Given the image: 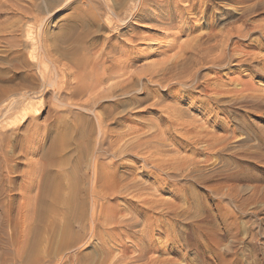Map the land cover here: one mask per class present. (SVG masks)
Masks as SVG:
<instances>
[{
  "label": "rangeland",
  "instance_id": "1",
  "mask_svg": "<svg viewBox=\"0 0 264 264\" xmlns=\"http://www.w3.org/2000/svg\"><path fill=\"white\" fill-rule=\"evenodd\" d=\"M52 1L0 0V106L26 96L24 103L0 113V133L20 134L18 138L28 141L38 129L40 135L32 142L35 147L40 143L43 154L54 126L74 125L85 118L94 122L102 116L109 129L101 146L106 166L118 162V157L120 163L131 164L135 151L142 150L159 167L153 169L139 155L135 175L126 177L142 188L109 192L115 196L111 200L108 196L106 207L112 209L110 215L115 213V220L102 219L96 238L90 230L93 223L86 220L83 231L67 240L68 224L60 209L59 217L49 215L40 257H34L32 239L29 258L22 264H169L173 258L170 264H264V145L256 139L264 135V0ZM101 72L107 76L96 88ZM145 91L150 101L143 100ZM167 111L174 115L173 121ZM4 123L9 124L6 130L1 128ZM119 133L125 138L121 142L112 138ZM114 139L117 144L112 148ZM140 140L142 149H132ZM116 148L129 152L115 157ZM29 158L33 166L45 165L40 154ZM20 169L29 170L26 165ZM149 170L157 174L145 177ZM143 188L146 191L141 192ZM27 196L30 200L35 192ZM146 197L152 204L145 205L141 199ZM139 209H149V217L139 216ZM49 221L55 222L52 227ZM132 221L140 225L131 229L119 224ZM10 250L0 251V256L7 257V264H20L14 260L16 249Z\"/></svg>",
  "mask_w": 264,
  "mask_h": 264
},
{
  "label": "bare ground",
  "instance_id": "2",
  "mask_svg": "<svg viewBox=\"0 0 264 264\" xmlns=\"http://www.w3.org/2000/svg\"><path fill=\"white\" fill-rule=\"evenodd\" d=\"M52 1V0H51ZM123 1V0H120ZM119 1V2H120ZM126 1V0H125ZM130 0H127V3L129 4ZM140 1V0H139ZM143 1V0H142ZM146 1V0H145ZM194 1V0H193ZM201 1V0H200ZM53 2V1H52ZM106 2V1H105ZM112 2V1H111ZM133 3V1H131ZM137 2L134 0V3ZM110 3V2H109ZM124 2H122L123 4ZM133 3V4H134ZM166 3V2H165ZM193 3V2H192ZM116 4V2H115ZM114 4V5H115ZM122 4H121V8H122ZM133 4H131L133 7H135L134 9H136V5L134 6ZM170 4V3H169ZM174 4V3H173ZM139 5V4H138ZM142 5V4H140ZM162 5V4H160ZM178 5V4H177ZM191 5V3H190ZM200 5V4H199ZM120 6V5H119ZM128 6V5H127ZM130 6V5H129ZM181 6V4H180ZM111 8V6H109ZM189 6H187L188 8ZM206 7V6H205ZM114 8V7H113ZM116 8V6H115ZM125 10L123 12H127L126 10V6L123 7ZM130 8V7H129ZM140 8V7H139ZM138 8V9H139ZM178 8V7H177ZM180 8V7H179ZM186 8V9H187ZM191 8V7H190ZM111 10V9H110ZM132 12H134L133 9H131ZM189 10V9H188ZM191 10V9H190ZM189 10V11H190ZM197 10V9H196ZM201 10V8H200ZM185 11V10H184ZM199 11V10H198ZM90 12V11H89ZM95 12V11H94ZM129 12V10H128ZM171 12V11H170ZM121 13V12H120ZM139 13V12H138ZM142 13V12H141ZM179 13V12H178ZM117 14V12H116ZM148 14V13H147ZM113 15V14H112ZM125 15V14H124ZM130 15V14H129ZM132 16L135 15V13L131 14ZM130 15V16H131ZM129 16V18H130ZM145 16V15H144ZM119 17V16H118ZM137 17V16H136ZM184 17V16H183ZM110 18V16H109ZM108 18V20H109ZM120 18V17H119ZM122 18V17H121ZM182 18V17H181ZM133 19V18H132ZM139 19V18H138ZM146 19V18H145ZM183 19V18H182ZM120 20V19H119ZM123 20V19H122ZM130 20V19H129ZM140 20V19H139ZM144 20V19H143ZM142 20V21H143ZM99 21V20H98ZM111 21H112V17H111ZM108 22V23H111ZM118 21V20H117ZM121 21V20H120ZM123 22V21H122ZM106 24V23H105ZM124 24V23H122ZM111 25V24H110ZM115 26V25H114ZM113 26V27H114ZM111 27V26H110ZM115 28V27H114ZM122 28V27H120ZM102 29V28H101ZM119 29V28H118ZM180 29V28H179ZM116 31V30H115ZM253 31V30H252ZM128 32V31H127ZM243 32V31H242ZM118 33V32H117ZM120 33V32H119ZM190 33V32H189ZM234 33V32H233ZM121 34V33H120ZM119 36V35H118ZM239 36V35H238ZM115 38L117 37V34L115 36ZM191 38V37H190ZM172 39V38H171ZM232 38H230L231 40ZM108 40V39H107ZM118 41V40H117ZM125 42V41H124ZM131 42V41H130ZM133 42V41H132ZM232 42V41H231ZM115 43V42H114ZM94 44V43H93ZM116 44V43H115ZM132 44V43H131ZM123 45V44H122ZM94 46V45H93ZM109 46V45H108ZM124 46V45H123ZM223 46V45H222ZM250 46V45H249ZM129 47V46H127ZM134 47V46H133ZM227 47V46H226ZM115 48V47H114ZM124 48V47H123ZM116 49V48H115ZM122 49V48H121ZM127 49V48H126ZM183 49V48H182ZM117 50V49H116ZM227 50V49H226ZM238 49H236L237 51ZM115 51V50H114ZM121 51V50H120ZM126 51V50H125ZM128 51V50H127ZM223 51V50H221ZM235 51V49H234ZM242 51V50H241ZM240 51V52H241ZM124 52V51H123ZM182 52V51H181ZM106 53V52H105ZM219 53V52H218ZM238 53V52H237ZM245 53V52H244ZM121 54V53H120ZM252 54V53H251ZM106 55V54H105ZM104 55V56H105ZM102 56V55H101ZM117 57V56H116ZM115 57V58H116ZM100 58V56H99ZM133 58V57H132ZM131 58V59H132ZM98 59V58H97ZM118 60V59H117ZM104 61V60H103ZM107 61V60H106ZM232 61V60H231ZM125 65V62H127L126 60L123 61ZM221 62V61H220ZM244 62V61H243ZM96 63V62H95ZM94 63V64H95ZM98 63V62H97ZM129 63V62H128ZM247 63V62H246ZM101 64V62L99 63ZM103 64V63H102ZM116 64V62H115ZM204 64V63H203ZM121 65V63H120ZM127 65V64H126ZM132 65V64H131ZM118 66V65H117ZM129 66V65H128ZM94 67V66H93ZM108 67V66H106ZM116 67V66H115ZM122 67V66H121ZM131 67V66H130ZM209 67V66H208ZM224 67V66H223ZM102 70V67H100ZM221 68V67H220ZM94 69V68H93ZM104 69V68H103ZM110 69V68H109ZM115 69V68H114ZM122 69V68H121ZM164 69V68H163ZM95 70V69H94ZM117 70V69H116ZM115 70V71H116ZM124 70V69H123ZM219 70V69H218ZM221 70V69H220ZM78 71V70H77ZM98 71V68H97ZM126 71V70H125ZM166 71V70H165ZM103 72V71H102ZM100 73L101 75L103 73ZM105 72V71H104ZM109 72V71H108ZM107 72V73H108ZM122 72V71H121ZM124 72V71H123ZM106 73V72H105ZM104 73V74H105ZM110 73V72H109ZM108 73V74H109ZM115 73V72H114ZM200 73V72H199ZM112 74V73H111ZM122 74V73H121ZM126 74V73H125ZM99 75V74H98ZM100 75V76H101ZM113 75V74H112ZM116 75V74H114ZM123 75V74H122ZM99 76V77H100ZM103 77H100L99 79V83H97V85L95 86L96 88L99 87V84L104 85L105 82V75H102ZM109 77V75H108ZM122 77V76H119ZM117 77V78H119ZM148 77V76H147ZM107 78V77H106ZM110 78V77H109ZM108 78V79H109ZM198 78V77H197ZM113 79V78H112ZM209 79V78H207ZM82 80V79H81ZM135 80V78H134ZM148 80V79H147ZM205 81V80H204ZM81 82V81H80ZM95 82V81H94ZM97 82V81H96ZM152 83V82H151ZM211 83V82H210ZM207 84V83H206ZM147 85V82H146ZM159 85V84H158ZM202 85V84H201ZM214 85V84H213ZM76 86V85H75ZM93 86V90L95 89ZM150 86V85H149ZM166 86V85H165ZM207 86V85H206ZM218 86V85H216ZM80 87V86H79ZM86 87V85H85ZM148 87V86H147ZM191 87V86H190ZM208 87V86H207ZM210 87V86H209ZM215 87V86H214ZM82 88V87H81ZM87 88V87H86ZM226 88V87H225ZM76 89V88H75ZM121 89V88H119ZM172 89V88H171ZM236 89V88H235ZM145 90V89H144ZM213 90V89H212ZM83 91V90H82ZM95 91V90H94ZM105 91V89H104ZM103 91V92H104ZM139 91V90H137ZM148 91V90H147ZM153 91V90H152ZM160 91V90H159ZM79 91H77L78 93ZM113 92V91H112ZM126 92V91H124ZM136 92V91H134ZM146 92V91H145ZM149 92V91H148ZM154 92V91H153ZM215 92V91H214ZM213 92V93H214ZM84 93V91H83ZM88 93V92H87ZM93 93V92H92ZM123 93V91H122ZM147 93V92H146ZM146 93L144 94V99L143 100H148L150 101V98L148 97V93L146 95ZM196 93V92H195ZM203 93V92H202ZM236 93V92H235ZM253 93V92H252ZM91 94V93H90ZM95 94V93H94ZM114 94V93H113ZM143 94V93H142ZM207 94V93H206ZM217 94V93H216ZM93 95V94H91ZM97 94H95L93 97L96 98ZM110 94V97L111 98ZM121 96L124 97L123 94H120ZM127 95V94H126ZM149 95L152 96V94L150 93ZM234 95V94H233ZM241 95V94H240ZM98 96V95H97ZM109 96V95H108ZM114 96V95H113ZM112 96V97H113ZM128 96V95H127ZM161 96V95H160ZM189 96V95H188ZM99 98V97H98ZM148 98V99H147ZM207 98V97H206ZM224 98V97H223ZM26 99L25 95H20L17 97H14V99H12L11 101H7L4 104H2L0 106V113L3 112H7L11 109V106L13 104H18V103H24V100ZM103 99H107L106 97L104 98H100V100ZM142 99V98H141ZM212 99V98H211ZM112 100V99H111ZM115 100V99H114ZM128 100V98H127ZM140 100V99H139ZM159 100V99H158ZM157 100V101H158ZM213 100V99H212ZM210 100V102L212 101ZM236 100V99H235ZM156 101V100H155ZM113 103H115L114 101H112ZM136 102V101H134ZM133 102V103H134ZM207 102V101H206ZM216 102V101H215ZM220 102V101H219ZM240 102V101H239ZM130 103L129 104H133ZM138 103V102H137ZM141 103V102H140ZM177 103V102H176ZM192 103V102H191ZM200 103V102H199ZM212 103V102H211ZM119 103H116V105H118ZM127 104V103H126ZM255 104V103H254ZM112 105V104H111ZM123 105V104H122ZM141 105V104H139ZM212 105V104H211ZM243 105V104H242ZM104 106V105H103ZM143 106V105H142ZM195 106V105H194ZM111 107V106H110ZM118 107V106H117ZM116 107V108H117ZM154 107V106H153ZM157 107V106H156ZM119 108V107H118ZM117 108V109H118ZM169 108V107H168ZM208 108V107H207ZM206 108V109H207ZM212 108V107H211ZM232 108V107H231ZM255 108V107H254ZM109 109V108H108ZM170 109V108H169ZM172 109V108H171ZM170 109V111H172ZM264 109V108H263ZM104 110V109H103ZM160 110V109H159ZM174 110V108H173ZM176 110V109H175ZM174 110V111H175ZM185 110V109H184ZM209 110V109H208ZM211 110V109H210ZM253 110V109H252ZM165 111V110H163ZM168 112V111H167ZM173 112V111H172ZM216 112V111H215ZM219 112V111H218ZM113 113V112H112ZM163 113V112H162ZM212 113V111H211ZM209 113V114H211ZM99 114V113H98ZM114 114V113H113ZM168 114H170V112H168ZM167 114V115H168ZM175 114L177 115V113L175 112ZM181 114V112H180ZM208 114V113H207ZM27 115V114H26ZM25 115V116H26ZM97 116V115H96ZM133 116V115H132ZM164 116V115H163ZM162 116V118H163ZM166 116V115H165ZM164 116V117H165ZM172 116L169 120L173 121L174 115ZM178 116V115H177ZM114 117V116H113ZM167 117V116H166ZM218 117V115H217ZM26 118V117H24ZM121 118V117H120ZM187 118V117H186ZM209 118V117H208ZM261 118V117H260ZM23 119V118H22ZM115 120V118H113ZM126 119V118H125ZM128 119V118H127ZM131 119V118H130ZM181 119V118H180ZM112 120V119H111ZM110 120V121H111ZM123 120V119H122ZM129 120V119H128ZM150 120V119H149ZM20 121V120H19ZM25 121V120H24ZM109 121V120H108ZM117 121V120H116ZM158 121V120H157ZM164 121V119H163ZM175 121V120H174ZM178 121V119H177ZM21 122V121H20ZM115 122V121H114ZM123 122V121H121ZM159 122V121H158ZM157 122V123H158ZM169 122V121H168ZM112 123V122H111ZM166 123V122H165ZM170 123V122H169ZM168 123V124H169ZM173 123V122H172ZM192 123V122H191ZM118 124V123H117ZM116 124V125H117ZM119 124L120 121H119ZM118 124V125H119ZM127 122L124 124L126 125ZM136 125V124H135ZM149 125V124H148ZM159 126V123L157 124ZM175 125V124H174ZM197 125V124H196ZM7 126H9L8 123H4L2 125V129L6 130ZM120 126V125H119ZM129 126V125H127ZM153 126V125H152ZM172 126V125H171ZM176 126V125H175ZM189 126V125H188ZM186 125V127H188ZM191 126V125H190ZM199 126V125H198ZM120 126L119 128L121 129ZM126 127V126H125ZM131 127V126H130ZM146 127V126H145ZM179 127V126H178ZM182 127V126H181ZM180 127V128H181ZM185 128V126H183ZM195 127V126H194ZM117 128V129H119ZM128 128V127H127ZM133 128V127H132ZM136 128H140L136 127ZM153 129H156L154 127H151ZM160 127H158L159 129ZM165 128V127H164ZM162 128V130L164 129ZM177 128V127H176ZM190 128V127H189ZM210 128V127H209ZM130 129V128H128ZM134 129V128H133ZM145 130L144 127H141V130ZM150 129V128H149ZM153 129H150L153 131ZM188 129V128H187ZM192 129V128H191ZM191 129H188V131H190ZM228 129V128H227ZM240 129V128H239ZM111 130V129H110ZM121 130H124L123 128ZM119 130V132L121 131ZM131 130V129H130ZM136 130V129H135ZM149 130V131H150ZM161 130V128L159 129ZM166 130V129H164ZM175 130V129H174ZM177 130V129H176ZM182 130V128H181ZM201 130V129H200ZM251 130V129H250ZM118 132V130H116ZM114 130V132H116ZM127 130H125L126 132ZM147 131V130H146ZM145 131V132H146ZM173 131V130H172ZM204 131V130H203ZM239 131V130H238ZM134 132V131H132ZM136 132H138V130H136ZM143 132V131H142ZM141 132V133H142ZM144 132V133H145ZM151 132V133H152ZM157 132V131H156ZM159 132V131H158ZM162 132V131H161ZM168 132V131H167ZM175 132V131H174ZM179 132H182L179 130ZM184 132H187L184 130ZM193 132L190 131V133ZM198 132V131H197ZM228 132V131H227ZM232 132V131H231ZM109 133V129H108V125L105 121V119L102 116H97L93 122V120L89 119V118H85V120L82 119H78L76 120L75 124H65V123H60L57 126L53 127L52 130V135H51V142H50V146L48 149H46L43 154L41 153V147H40V143L38 144V146L35 147V141L37 136L40 135L39 130L36 129L34 131H32L31 133V138L27 141V139L25 138H18V136L20 134H18V136L13 137L12 135H9L7 133H0V251L2 253H4V251L8 252L11 251L10 248L12 249L13 247L16 249V254L14 255V260L20 264H22V262H24L26 260H28L29 258V254H28V246L30 245L29 243L32 241V239H34L33 241V250H34V257H40L41 255V251H42V237H43V232H44V228L46 225V220L47 217L51 214H54L55 217H59V209L61 212V216L62 218L67 222L68 224V228L65 231V238L67 240H69L71 237H74L75 235H77V233L79 231H83V229L85 228V225L83 224L84 221L89 220L91 223H93L91 226V232H93V237L96 238V228H103V224L101 222V220L105 219V223L107 222H112L113 220H115V213L113 212L114 216L110 215V211L112 210L110 207L109 210H107L108 208L106 207V201L108 196H109V192H113L114 194L118 192V190L121 188H125L130 190L131 188H136V185L138 184L137 181H128L126 176H133L134 172H135V163H137V158L139 157V155H143L144 153L142 152V149L140 148L142 145V141H137V143L134 145V147L132 149H136L139 148V151H135L134 153V158H132L134 161L133 163L131 162V164H125L124 163H120L119 159H121V157H118L117 161L113 164H110L108 166H106L104 160H106V152H102L103 148L101 147L103 145V143L106 140V137L108 136ZM129 133V130H128ZM127 133V135H128ZM164 133V132H163ZM160 133V134H163ZM229 133V132H228ZM252 133V132H250ZM111 134V133H110ZM131 134V132H130ZM133 134V133H132ZM135 134V133H134ZM137 134V133H136ZM135 134V135H136ZM138 134H140L138 132ZM155 134V133H154ZM157 134V133H156ZM176 134V133H175ZM95 135L101 137V140L96 139ZM113 135V134H112ZM141 135V134H140ZM144 135V134H143ZM159 135V134H158ZM253 134H251L252 136ZM257 135V134H256ZM110 136V135H109ZM123 133H119V134H115V136H112L116 138L117 141H120V139H125L122 138ZM153 136V135H151ZM157 136V135H156ZM163 136V135H162ZM179 136V135H178ZM199 136V135H198ZM203 136V134H202ZM234 135H232L233 137ZM250 136V137H251ZM126 137V136H125ZM137 137V136H136ZM135 137V138H136ZM141 137V136H140ZM155 136H153V138H149L150 139H154ZM158 137V136H157ZM164 137V136H163ZM214 137H216L214 135ZM35 139L34 142H32V139ZM134 138V140H135ZM147 138V139H149ZM185 138V137H184ZM202 138V137H201ZM204 138V137H203ZM208 138V137H207ZM144 139V138H143ZM158 139V138H157ZM161 138H159L160 140ZM210 139V138H209ZM263 145H264V135H257V138ZM115 139L112 142V148H114V146L116 147L117 141ZM162 140V141H161ZM160 141L163 143V138ZM206 140V139H205ZM217 140H220L219 138ZM216 139L215 141L218 142ZM225 139H223L224 141ZM145 141V140H144ZM190 141V140H189ZM201 141V140H200ZM199 141V142H200ZM214 141V140H213ZM214 141V142H215ZM222 141V140H221ZM97 142V143H96ZM121 142V141H120ZM149 142V140H148ZM147 142V143H148ZM157 142V141H156ZM159 142V141H158ZM176 142V141H175ZM205 142V141H204ZM207 142V141H206ZM209 142V141H208ZM37 143V142H36ZM96 143V146H94V144ZM124 143V142H123ZM160 143V142H159ZM177 143V142H176ZM193 143V142H192ZM213 143V142H212ZM223 143V142H222ZM128 144V143H127ZM129 144H131L129 142ZM128 144V145H129ZM149 144V143H148ZM157 144V143H156ZM37 145V144H36ZM98 145V146H97ZM126 145V144H125ZM144 145H146L144 143ZM186 145V144H185ZM195 145V144H194ZM207 145V144H206ZM205 145V146H206ZM216 146V143L214 144ZM124 147V145H122ZM122 146H120L122 148ZM147 146V145H146ZM145 146V150L147 149V147ZM151 146V145H149ZM126 147V146H125ZM159 147V146H158ZM157 147V149H158ZM208 147V146H207ZM206 147V148H207ZM210 149L212 146H209ZM214 147V146H213ZM212 147V148H213ZM222 147V146H221ZM110 148V147H109ZM119 148V146H118ZM118 148L114 149V156L117 157L118 154H122L125 151L124 148H122L123 150H117ZM68 149H71V154L67 155L66 151ZM120 149V148H119ZM128 151V148H126ZM156 149V148H155ZM157 149L154 150V152H157ZM163 149V148H162ZM179 149V148H178ZM183 149V148H182ZM204 149V148H203ZM130 150V149H129ZM161 152V149H158ZM215 150V149H214ZM131 152L133 150H130ZM209 151V150H208ZM221 151V149H220ZM129 152V151H128ZM128 152H125L126 154ZM148 152V151H146ZM172 153V152H171ZM40 154L41 158L45 161V165L43 167H41V165L39 166L38 164H34L30 163L29 160H31L29 157L32 155H37ZM149 154V153H148ZM156 154V153H155ZM129 155V154H128ZM147 155V154H146ZM158 155V153L156 154ZM161 155V154H160ZM132 156V155H130ZM129 156V157H130ZM155 155H153L152 157H154ZM244 156H247L244 155ZM250 156V155H249ZM20 157L23 158V161H19L17 159H19ZM133 157V156H132ZM146 158H140L142 160H144L147 164H151L155 169L157 167H159V165L156 164V162L153 160V158H147V156H144ZM131 158V157H130ZM158 158V156H157ZM246 158V157H245ZM250 158V157H249ZM24 159L26 160V162L24 163ZM157 160V159H156ZM166 161V160H165ZM184 161V160H183ZM186 161V160H185ZM208 161V159H207ZM72 162V167L70 168V164ZM158 162H160L158 160ZM162 162V161H161ZM160 162V163H161ZM181 162V161H180ZM180 162H178V166L180 167L181 165ZM191 162V161H190ZM198 162V161H197ZM28 163V164H27ZM130 163V162H129ZM164 163V162H163ZM185 163V162H184ZM206 163V162H205ZM26 165L29 170H21L20 168ZM146 165V164H145ZM137 166V165H136ZM165 166V165H164ZM175 166V165H173ZM172 168H176L173 167ZM185 166V165H184ZM149 167V166H148ZM151 167V166H150ZM162 166H160L161 168ZM171 167V166H170ZM186 167V166H185ZM56 168L58 169H62L61 171H57ZM166 168H168L166 166ZM188 168V167H187ZM162 169H164V167H162ZM157 170V169H156ZM161 170V169H160ZM158 170V171H160ZM166 171V169H164ZM171 170V168H170ZM175 170V169H174ZM185 170V168H184ZM178 171V170H177ZM187 171V170H186ZM185 171V172H186ZM155 172V171H154ZM153 170H149L148 172V177L150 178V176L154 175ZM176 172V171H175ZM20 173V175H19ZM144 173V172H143ZM156 173V172H155ZM164 173V172H163ZM157 174V173H156ZM135 175V174H134ZM135 177V176H134ZM137 177V176H136ZM135 177V178H136ZM157 177V176H156ZM236 177V176H235ZM207 178V177H206ZM213 178V177H212ZM230 178V177H229ZM228 178V179H229ZM21 179V184L20 186H18L17 181ZM130 179V178H129ZM152 179V178H151ZM200 179V178H199ZM205 179V178H204ZM163 180V179H162ZM202 181V180H201ZM200 181V182H201ZM156 182V181H155ZM155 182L153 184H155ZM162 182V181H161ZM209 182V181H208ZM137 183V184H136ZM170 183V182H169ZM141 184V183H140ZM139 184V185H140ZM160 185V184H159ZM165 186L168 185V183L164 184ZM163 185V186H164ZM206 185V184H205ZM138 186V185H137ZM155 186V185H153ZM164 186V187H165ZM151 187V186H150ZM159 187V186H158ZM157 187V188H158ZM163 187V188H164ZM171 187V186H170ZM169 187V189H170ZM208 187V186H207ZM134 188V189H135ZM139 188V189H138ZM140 188L142 187H137L135 190L137 191V189L140 191ZM168 188V187H166ZM174 188V187H172ZM171 188V189H172ZM146 189V187H145ZM148 189V188H147ZM176 189V188H175ZM16 190H19V194H16ZM149 190V189H148ZM228 190V189H227ZM35 192V196L33 198H30L32 202V204H30V200L27 198L28 193L29 192ZM127 191V190H126ZM146 191L141 190V192ZM181 191V190H180ZM211 191V190H210ZM215 191V190H214ZM120 193V192H119ZM145 193V192H144ZM113 194V196H115ZM142 194V193H141ZM18 196H21V199H19L20 201H18ZM110 196H112L110 194ZM109 196V197H110ZM112 196V197H113ZM147 198V197H146ZM145 200L141 199L145 205L147 204H152L150 200L151 198H147ZM128 199V198H127ZM150 201H149V200ZM111 200V197H110ZM140 200V202H141ZM133 201V200H132ZM125 202V201H124ZM127 202V201H126ZM125 202V203H126ZM153 202V201H152ZM109 203V201H108ZM130 203V202H129ZM142 203V202H141ZM155 203V202H154ZM119 204V203H118ZM121 204V203H120ZM128 204V203H127ZM136 204V203H135ZM157 204V202H156ZM155 204V205H156ZM129 205V204H128ZM127 205V206H128ZM108 206H111L108 204ZM149 206V205H148ZM152 206L154 205H150L149 208L153 209ZM115 207V206H114ZM121 207V206H120ZM147 207V206H146ZM156 207V206H154ZM107 208V209H105ZM116 209L118 207H115ZM133 208V207H132ZM111 209V210H110ZM155 209V208H154ZM153 209V210H154ZM105 210V211H104ZM107 210V211H106ZM136 210V209H135ZM140 210V209H139ZM142 210V209H141ZM139 211V216L142 215H146L147 217H149L148 215V211L143 212V211ZM119 211V210H118ZM152 211V210H150ZM151 214V213H150ZM143 217V216H142ZM152 218V217H151ZM154 218V217H153ZM139 220V218H137ZM148 219V218H147ZM146 220L145 224L148 223L149 220ZM154 220V219H153ZM137 221V220H136ZM142 221V220H139ZM138 222V221H137ZM125 223V222H119V224L131 227V229L133 227H137L138 225H140V223ZM152 222V221H151ZM54 221L53 222H48V226L52 227L54 225ZM144 223V222H143ZM75 225H77L78 230L75 231ZM149 226V225H148ZM134 229V228H133ZM95 232V233H94ZM142 236V235H141ZM111 237V236H110ZM112 238V237H111ZM148 238V237H147ZM151 238V237H150ZM172 239V238H171ZM108 240V239H107ZM111 240V239H110ZM151 241V240H150ZM142 242V241H141ZM144 242V241H143ZM152 243V241H151ZM102 244L106 245V241L102 240ZM139 244V243H138ZM179 245V244H178ZM142 247V246H141ZM146 247V246H145ZM146 249V248H144ZM178 252V251H177ZM183 256V255H182ZM169 258V257H168ZM186 258V257H185ZM167 259V257L165 258ZM174 259V258H173ZM172 259V260H173ZM168 260V259H167ZM170 260V258H169ZM172 260L169 261L172 262ZM166 261V260H165ZM164 262V261H163ZM168 261H166L167 263ZM177 262V261H176ZM173 262V263H176ZM8 260L7 257L2 254L0 256V264H7ZM158 264V262H156ZM165 263V264H166ZM153 264H155V262H153ZM172 264V263H171ZM177 264V263H176Z\"/></svg>",
  "mask_w": 264,
  "mask_h": 264
}]
</instances>
